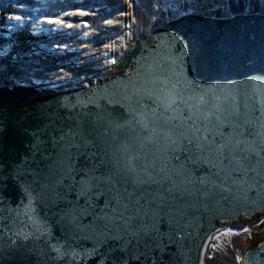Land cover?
Returning <instances> with one entry per match:
<instances>
[{
    "label": "water",
    "instance_id": "water-1",
    "mask_svg": "<svg viewBox=\"0 0 264 264\" xmlns=\"http://www.w3.org/2000/svg\"><path fill=\"white\" fill-rule=\"evenodd\" d=\"M113 69L125 74L64 91L25 84L0 87L4 172L16 165L25 173L41 170L39 184H33L29 175L3 182L7 187L0 191V264H100V253L123 244L113 236L132 239L122 230L124 220L105 180L132 156L139 157L136 163L150 165L147 171L153 175L159 172L163 189L179 190L176 198L149 205L151 211L142 220L131 222L129 231L140 227L143 234L146 228L148 236L135 250L129 245V256L133 251L143 255L139 260L129 259L128 264H205L213 238L227 231L224 223L264 214V166L242 171L206 147L201 150L186 140L173 145L163 135L171 128L153 123L161 114H183L186 119L184 104L165 112L158 99L173 85L185 98L210 89L206 100L238 111L231 119L243 125L237 129L243 139L257 146L264 143L256 135L264 134V15H185L143 37ZM75 121L93 122L96 140L90 151L103 163L93 159L89 168L81 169L83 158L77 159L72 149L71 161L61 163L55 152H45L50 159L36 165L40 158V153L32 155L36 136L43 140L46 133L51 134L49 125L56 128ZM212 124H216L214 119ZM212 132L220 142L233 129L223 123ZM212 140L209 135L204 143ZM21 184L32 194L31 205ZM162 195L168 197V192L162 190ZM106 200L110 201L107 206ZM60 245L61 253L74 250L81 258L57 259L52 246ZM94 248L98 251L93 252ZM85 251L92 254L84 258ZM241 264H264V242L245 252Z\"/></svg>",
    "mask_w": 264,
    "mask_h": 264
},
{
    "label": "trees",
    "instance_id": "trees-1",
    "mask_svg": "<svg viewBox=\"0 0 264 264\" xmlns=\"http://www.w3.org/2000/svg\"><path fill=\"white\" fill-rule=\"evenodd\" d=\"M47 7L51 19L50 13L62 14L69 6L58 1ZM83 8L80 12L86 15L72 14V23L57 27L55 34L37 24L25 25L11 38L1 34L0 87L25 84L64 91L125 74H116L112 65L167 22L185 14L214 18L264 14V0H86Z\"/></svg>",
    "mask_w": 264,
    "mask_h": 264
},
{
    "label": "snow or ice",
    "instance_id": "snow-or-ice-1",
    "mask_svg": "<svg viewBox=\"0 0 264 264\" xmlns=\"http://www.w3.org/2000/svg\"><path fill=\"white\" fill-rule=\"evenodd\" d=\"M85 12H79L78 15H86ZM17 21L21 20V16L14 17ZM49 23H61L59 20L49 21ZM114 63V61H113ZM189 84H194V81H187ZM196 88H200L199 84H195ZM209 90H205L203 94H197L195 96H188L185 98L182 91H177L175 85L168 90L162 98H158L161 101V106L164 108L165 112L175 111L174 105L177 103L185 105V112L187 113L186 119L183 118V114L180 116L164 117L161 114L159 117L154 118V125L159 127L161 122L171 128V131L164 132L163 135L165 139L171 140L173 145H178L182 141H187L190 145H195L197 148L204 150L205 147L210 152H215L217 158L227 159L229 163L238 165L242 171L253 170L256 171L258 166H264V143L257 146L254 141H247L243 139V132L237 131V129L242 128L243 125L238 124L235 120L231 119L233 116L238 115V111L235 108L221 107L220 104L213 103L211 99L206 100ZM179 97V100H177ZM218 99V98H217ZM191 102V103H189ZM203 117L201 120L200 118ZM179 119L181 123L172 125L171 120ZM212 119L216 121V124H212ZM200 120V123L197 121ZM190 122V123H189ZM227 123L229 127L233 129L232 133H229L228 137L221 138L220 142L215 140V134L212 132L213 127H219V125ZM245 123H250L245 121ZM201 124L204 125L203 129ZM51 134H45V138L41 140L39 136H36L37 143L33 145L34 151L33 156L40 153V158L35 160L36 165H40L43 160L50 159V156H45V152H55L60 158V162L63 163L65 160L71 161L74 153L72 149H76V158L81 160V169L89 168L95 159L96 163H103V160L96 156L95 152H91L90 149L95 146L96 137L94 133L96 128L92 121H75L72 123L66 122L63 126H57L56 128H51L48 126ZM144 127L147 129L148 125L145 124ZM155 131V127L152 129ZM0 129V133H2ZM199 133V135H197ZM207 133V135H205ZM252 134L251 132L249 133ZM35 135V134H34ZM212 135L213 140L205 144L208 141V136ZM264 139V134L256 133ZM43 144L44 147H39ZM253 157L256 159L253 161ZM221 159V163L223 162ZM139 161L138 156H132L127 158L126 163L122 167L117 166L113 171H110L107 176H105L106 182L110 185L108 188L109 192H112V200H115L114 207L120 209V219L124 220V224L121 226L122 230L130 235L132 239H125L124 237L113 236L114 240H123V244L112 245L110 248H106L104 252L100 253V264H104L105 261L108 264H128L129 259H140V255H136L135 251L129 256V245L135 250L138 245L143 241L145 236H148V230L143 229V234H141V228L137 227L135 230L129 231L131 228V222L133 220H142L144 215H147L151 209L149 205H157L163 203L167 198H176V193L178 192V187L163 189V184L161 179H157V175H153L148 172L147 169L150 165H141L136 163ZM118 164V162H114ZM137 167L141 168V171L137 172ZM155 171V169H154ZM163 172V169H160ZM32 176V183L39 184L40 181L38 177L41 175V170L33 169L32 172H22L20 171V165H16L15 168L9 172H4V164L0 163V191L7 187L4 181L9 178L15 180L18 176ZM120 185L119 188L116 185ZM152 185H158L159 187L153 188ZM24 194L28 197L29 205L33 203V197L29 188L20 185ZM46 187V185H44ZM162 190L168 192V197L162 195ZM144 203H141V201ZM109 200L105 201V205L109 203ZM35 211V209H33ZM125 213L127 215L125 216ZM26 214V213H25ZM19 215V213H17ZM31 218V217H30ZM246 230V229H245ZM25 239L28 237L25 236ZM135 240L136 244L132 241ZM60 247L52 246V250L57 252V259H64L65 255L69 256L72 260H77L81 258V253L76 251L71 252H60ZM98 251L93 249V252ZM92 253L85 251L82 255L87 258ZM153 264L155 262L153 261Z\"/></svg>",
    "mask_w": 264,
    "mask_h": 264
},
{
    "label": "rangeland",
    "instance_id": "rangeland-1",
    "mask_svg": "<svg viewBox=\"0 0 264 264\" xmlns=\"http://www.w3.org/2000/svg\"><path fill=\"white\" fill-rule=\"evenodd\" d=\"M36 1L41 3V0H36ZM28 3H29L28 5H25V6L22 5V6H20V8L23 11H25L28 9L35 10L36 7H38L36 4H34L30 1H28ZM71 8H73V7L72 6L68 7L66 9V11L64 12L65 15L62 14V17H60L59 19L51 18V20H49V21L59 20L61 23H59V24L52 23V24H55V25L62 24L65 21L64 18H67L68 16H72V14L78 13L76 10H71ZM240 15H243V14H239L236 16H240ZM232 17H234V16H231L230 18H232ZM169 22H167V23H169ZM78 30H79V28H78ZM115 63H114V65H115ZM114 65H112L113 66L112 69L114 68ZM113 71H114V69H113ZM114 72H116V71H114ZM121 72H116V74L121 73ZM263 218H264V215L262 217L255 215L252 218L242 217L238 221H229V222H226L223 224L224 227L227 228L226 233L233 234V235H240L239 247L242 250L239 247H236L237 251L235 252V258L232 257L231 261H229L230 264H241L242 260H243V255L241 256V253H243V251L247 252L248 250L255 248L259 243H261L264 240V228H263L264 221H263ZM232 229H236L237 231H233ZM225 236H227V235L225 234ZM211 258H212V255H211Z\"/></svg>",
    "mask_w": 264,
    "mask_h": 264
},
{
    "label": "bare ground",
    "instance_id": "bare-ground-1",
    "mask_svg": "<svg viewBox=\"0 0 264 264\" xmlns=\"http://www.w3.org/2000/svg\"><path fill=\"white\" fill-rule=\"evenodd\" d=\"M206 1H208V0H206ZM6 87H8V86H6ZM225 234L227 236H225ZM239 243H240V235H233V234H229V233H226V232H224L222 234H216L215 237L212 240V243H211L209 249H208V252H207V255H206L205 264H223V263L224 264H228L229 261H231L232 257L235 258V252L237 251L236 247H239ZM211 255H212V258H211ZM242 255H243V253H241V256Z\"/></svg>",
    "mask_w": 264,
    "mask_h": 264
},
{
    "label": "clouds",
    "instance_id": "clouds-1",
    "mask_svg": "<svg viewBox=\"0 0 264 264\" xmlns=\"http://www.w3.org/2000/svg\"><path fill=\"white\" fill-rule=\"evenodd\" d=\"M31 86H34V85H31ZM256 215H258V214H256ZM264 215V214H263ZM262 244V243H261ZM258 247V246H257ZM256 248V247H255ZM245 252L243 251V254H244Z\"/></svg>",
    "mask_w": 264,
    "mask_h": 264
}]
</instances>
